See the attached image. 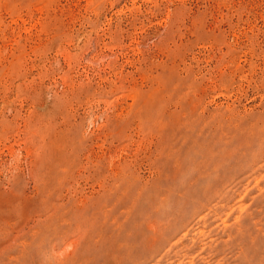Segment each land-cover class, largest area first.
Masks as SVG:
<instances>
[{
	"label": "rangeland",
	"instance_id": "obj_1",
	"mask_svg": "<svg viewBox=\"0 0 264 264\" xmlns=\"http://www.w3.org/2000/svg\"><path fill=\"white\" fill-rule=\"evenodd\" d=\"M0 264H264V0H0Z\"/></svg>",
	"mask_w": 264,
	"mask_h": 264
}]
</instances>
